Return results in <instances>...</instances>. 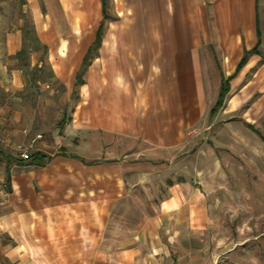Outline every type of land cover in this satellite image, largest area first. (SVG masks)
<instances>
[{
    "label": "crops",
    "instance_id": "crops-1",
    "mask_svg": "<svg viewBox=\"0 0 264 264\" xmlns=\"http://www.w3.org/2000/svg\"><path fill=\"white\" fill-rule=\"evenodd\" d=\"M25 6L33 73L18 67L23 29L0 36V264H217L200 181L212 159L176 160L216 114L257 130L264 0Z\"/></svg>",
    "mask_w": 264,
    "mask_h": 264
},
{
    "label": "rangeland",
    "instance_id": "rangeland-1",
    "mask_svg": "<svg viewBox=\"0 0 264 264\" xmlns=\"http://www.w3.org/2000/svg\"><path fill=\"white\" fill-rule=\"evenodd\" d=\"M31 27L25 0H0V36L16 28L25 32L18 67L26 74L34 72L30 69L32 54L42 53L34 48ZM247 122L251 121L241 115L208 117L194 133L196 142L176 160L178 169L194 170L206 166L209 156L212 159L211 172L200 176V181L212 208L210 240L204 247L210 248L212 262L221 255L217 264H264V113L252 121L258 132L249 129ZM131 147L141 152L147 149L141 143ZM4 169L2 162L0 173Z\"/></svg>",
    "mask_w": 264,
    "mask_h": 264
},
{
    "label": "trees",
    "instance_id": "trees-1",
    "mask_svg": "<svg viewBox=\"0 0 264 264\" xmlns=\"http://www.w3.org/2000/svg\"><path fill=\"white\" fill-rule=\"evenodd\" d=\"M97 40H98V42H100V40H101V31L98 34ZM256 51H257L256 49L253 50V52H256ZM246 60H247L246 57L242 60V62L240 63V66H239L240 68L245 64ZM228 92H229V83H228V81H224L222 84V87H221V91H220V94L218 97V101L212 110V114L217 112L223 106ZM255 131L258 132L257 130H255Z\"/></svg>",
    "mask_w": 264,
    "mask_h": 264
},
{
    "label": "built area",
    "instance_id": "built-area-1",
    "mask_svg": "<svg viewBox=\"0 0 264 264\" xmlns=\"http://www.w3.org/2000/svg\"><path fill=\"white\" fill-rule=\"evenodd\" d=\"M25 133H27V132H25ZM38 139H42V136H41V135H37V136L35 137V139L32 141V144L34 143L35 140H38ZM23 158H24L25 160H28V159L30 158V156H29V154L25 153V154L23 155Z\"/></svg>",
    "mask_w": 264,
    "mask_h": 264
}]
</instances>
